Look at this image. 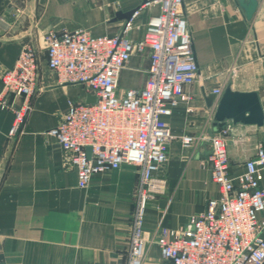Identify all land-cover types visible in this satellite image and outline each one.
<instances>
[{
	"label": "crops",
	"instance_id": "crops-1",
	"mask_svg": "<svg viewBox=\"0 0 264 264\" xmlns=\"http://www.w3.org/2000/svg\"><path fill=\"white\" fill-rule=\"evenodd\" d=\"M192 35L199 77L185 86L189 102H179L168 120L176 139L165 165V192L148 203L145 233L161 226L183 229L188 219L207 209L219 188L212 180L210 147L199 142L186 149L181 136L212 133L214 106L206 99L227 86L259 95L264 113V0L251 20L236 0H183ZM144 0H0V73L10 69L27 42L39 50L43 35L84 28L93 35H119L126 18ZM157 6L145 8L129 38L140 40ZM38 93L20 134L8 133L14 113L0 101V264H128L132 217L140 171L123 165L78 187L70 155L48 135L63 120L69 101L87 100L79 85L62 84L39 53ZM150 59L134 55L119 77L118 94L144 87ZM3 85L0 76V95ZM215 95V94H214ZM218 98V96H217ZM12 97L5 101L11 103ZM187 109H192L188 112ZM228 139L231 172L244 171L258 143L264 145L263 126L234 124ZM145 264H164L156 244Z\"/></svg>",
	"mask_w": 264,
	"mask_h": 264
},
{
	"label": "built area",
	"instance_id": "built-area-1",
	"mask_svg": "<svg viewBox=\"0 0 264 264\" xmlns=\"http://www.w3.org/2000/svg\"><path fill=\"white\" fill-rule=\"evenodd\" d=\"M154 6L159 12L148 20L143 37L129 38L141 12ZM183 8V0H146L115 36H96L84 28L46 32L42 46L48 68L62 84L79 85L87 97H95L94 103L69 101L63 120L48 135L70 155L82 190L92 179L123 165L138 167L128 264H145L152 244L158 246L164 264H264V145L258 143L244 171L234 174L228 156L230 125L180 138L186 149L199 142L209 144L208 161L218 196L208 201L204 212L191 216L183 229L161 226L149 238L145 233L148 203L167 186L165 165L176 139L168 120L179 102L192 99L185 86L199 77ZM39 53L32 42L25 43L13 67L0 73L1 105L14 113L10 139L20 134L32 111ZM146 53L150 66L144 87L119 95L121 71L134 55ZM214 94L221 97L223 88Z\"/></svg>",
	"mask_w": 264,
	"mask_h": 264
},
{
	"label": "water",
	"instance_id": "water-1",
	"mask_svg": "<svg viewBox=\"0 0 264 264\" xmlns=\"http://www.w3.org/2000/svg\"><path fill=\"white\" fill-rule=\"evenodd\" d=\"M236 2L244 11L246 18L251 20L258 8L257 0H236ZM138 9L125 13L123 17L127 21L130 20ZM206 101L209 107L215 103L213 119L216 130L224 127L228 121L234 124L255 125L259 127L264 124L263 109L259 95L255 92H238L232 90L231 86H227L221 97L217 98L213 94ZM86 102L94 103L95 97L89 95ZM88 154L90 156V149H88Z\"/></svg>",
	"mask_w": 264,
	"mask_h": 264
},
{
	"label": "rangeland",
	"instance_id": "rangeland-1",
	"mask_svg": "<svg viewBox=\"0 0 264 264\" xmlns=\"http://www.w3.org/2000/svg\"><path fill=\"white\" fill-rule=\"evenodd\" d=\"M45 50H44V47L42 46V47H40V50H39V52L41 53V52H44Z\"/></svg>",
	"mask_w": 264,
	"mask_h": 264
}]
</instances>
